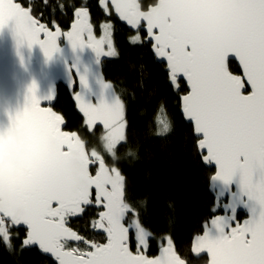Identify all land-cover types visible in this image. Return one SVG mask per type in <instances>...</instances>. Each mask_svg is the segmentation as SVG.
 Segmentation results:
<instances>
[{
	"label": "snow or ice",
	"instance_id": "snow-or-ice-1",
	"mask_svg": "<svg viewBox=\"0 0 264 264\" xmlns=\"http://www.w3.org/2000/svg\"><path fill=\"white\" fill-rule=\"evenodd\" d=\"M100 3L107 12V0ZM168 3L169 14L161 15L153 6L142 10L138 0H111L115 12L132 28L139 29L144 22L156 57L166 62L172 86L179 90L180 79L186 81V94L180 101L192 124L194 147L206 165L215 166L210 180L221 182L226 189L213 208V212L223 208L224 215L205 221L192 252H206L208 264H264V0ZM59 6L63 10L64 5ZM34 7L31 0H0V30L11 22L18 46L39 45L51 59L59 51L58 39L64 37L73 49L89 47L97 57L116 54L111 25H102L105 36L97 40L86 6L75 9L72 30L65 33L59 27L55 32L48 30L33 15ZM204 24L211 27L201 35ZM129 41L133 45L142 42L138 33ZM233 60L238 61L239 72L232 69ZM80 82L86 85L82 76ZM103 86L112 88L110 83ZM74 98L89 130L103 125L104 153L112 164L95 148L89 152L76 132L62 130L63 117L40 107L42 99L51 101L54 96L37 97L33 84L23 111L10 116L11 125L0 130V184L5 179L6 152L15 149L18 153L25 147L24 137L35 157L26 173L31 176L40 169V174L30 191L0 205V243L11 250L19 238L13 229L24 226L20 250L38 246L57 264H187L170 237L161 240L159 255H147L153 233L140 219L144 202H129L125 176L118 166L122 159H138V149L128 143L125 133V104L120 96L114 93L111 103L102 99L97 105L85 102L80 92ZM160 113L157 135L163 136L171 130V122L163 107ZM53 137L60 145L58 161L76 157L82 162L83 185L77 186L71 178L57 181L59 166L46 158ZM121 146L125 147L123 156ZM91 165H98L94 175ZM10 187L15 188L14 183ZM93 208L97 215L90 227L103 235V242L87 239L68 226L70 218L84 216ZM240 208L248 213L242 223L237 220ZM133 236L135 252L130 247ZM81 243L84 248L78 246Z\"/></svg>",
	"mask_w": 264,
	"mask_h": 264
},
{
	"label": "trees",
	"instance_id": "trees-1",
	"mask_svg": "<svg viewBox=\"0 0 264 264\" xmlns=\"http://www.w3.org/2000/svg\"><path fill=\"white\" fill-rule=\"evenodd\" d=\"M31 2L35 6L33 15L41 23L47 27H59L63 32L75 20V9L81 6L88 8L90 22L96 29L102 22H110L116 58L100 61L102 80L110 83L114 93L124 102L125 133L128 143L138 149V159H122L118 166L125 176L129 202H144L140 219L153 233L147 255L155 256L161 240L170 237L177 254L187 264H206L204 257L194 259L191 256L190 243L195 235L201 233L202 224L219 214L220 210L217 208L213 212L214 196L208 189L213 169L202 164L194 147L192 128L184 123L179 114V97L186 93L182 82L179 90L174 88L164 66L155 63L150 45L143 43L144 33L139 31L141 43L131 44L128 38L134 33L120 23L109 8L106 12L100 0H48L47 4L44 0ZM155 3L156 0H141V9L146 10ZM60 4L64 5L63 10ZM232 69L239 72L234 63ZM76 92H68L58 85L54 110L65 120L66 130L76 132L87 141V150L99 147L101 127L97 125L91 133L87 132L71 95ZM162 107L171 122V130L158 136L157 116L161 114ZM124 153L125 147L121 146V156ZM105 161L112 164L109 158ZM96 215L93 208L80 219L70 221L69 226L87 239L103 242V237L94 234L90 227V221ZM243 218L242 214L237 216L238 221ZM13 231L19 232V238L14 239L11 250L0 243V264H53L35 249L21 251L25 232ZM78 246L84 248L81 244ZM130 247L133 248V242Z\"/></svg>",
	"mask_w": 264,
	"mask_h": 264
},
{
	"label": "water",
	"instance_id": "water-1",
	"mask_svg": "<svg viewBox=\"0 0 264 264\" xmlns=\"http://www.w3.org/2000/svg\"><path fill=\"white\" fill-rule=\"evenodd\" d=\"M138 2L140 3L141 0H138ZM107 3L108 8L112 12L113 16L120 23L124 24L129 31H131L132 33H136L139 31L144 33L143 43L150 45V51L152 53L155 63L163 65L164 70L168 76L166 62L156 57L152 49L151 41L148 38L144 22H141L139 29L132 28L130 25L127 24L126 21L121 20L119 15L115 12V9L112 7L111 0H107ZM170 7L171 6L168 3V0H160V7L155 8V11L161 15H167L170 12ZM148 8L144 11H147ZM73 22L70 24L69 28L65 32L72 30ZM210 27L211 26L209 24H204L203 27L200 29L199 34L202 35L203 33H206L208 30H210ZM47 28L48 30L55 32L57 27ZM60 31L61 33H65L61 29ZM41 38L43 39V36H41ZM58 48L59 51L54 53L52 58L49 59L45 56L44 52L42 51L39 45H33L31 48H29L27 44L18 46L13 32V25L11 22L7 27L0 30V130H6L11 125V120L9 118L10 116H15L16 113L23 111L27 103V97L29 96V89L33 84H35L36 86L37 97L44 98L47 97L49 94H52L54 96V99L51 101L42 99L40 107L50 108L52 111L56 112L54 110V105L56 103L58 85L64 87L68 92L76 90L77 92L86 94L88 92L93 91L98 86L99 81L103 79L101 71V62L99 61L96 53L91 48L77 47L73 49L71 43L64 37L58 39ZM232 63H234L239 69L238 61L233 60ZM81 76L85 78L86 85L81 84ZM180 82H182L185 87V90H187L186 81L181 78ZM180 97L179 114L181 115L184 123L190 125L192 128L191 122L188 121L183 114ZM61 128L63 131L71 132L66 130L65 120L64 123L61 125ZM23 139L25 147L21 148L18 153L15 151V149H11L5 154L3 161L5 179L3 183L0 184V192H2L6 182L8 183V187L10 189L12 188L10 187V178L12 174L16 171L18 166H23V170L26 172L28 168L35 164V157H33L32 153L26 147L28 143L27 137H24ZM59 151L60 145L57 143L56 139L54 137L50 138L47 145V162L52 165H58L59 169H62L65 165L71 163L72 160L76 158L69 157L67 159L58 161L57 154L59 153ZM197 154L201 157L198 151ZM201 162L204 166H208L205 164L202 157ZM93 167H95L94 173H92L94 175L98 165H91L90 171ZM208 167L213 169L214 174L215 166L213 165ZM208 189L209 192L214 196V204H216L217 198L222 197L226 191L225 187L221 182L210 180V178L208 181ZM92 196L94 199V188L92 189ZM219 210L220 213L215 215H224V209L219 208ZM239 214H242L244 216V218L239 221L241 223L248 218V213L243 208L237 209V216ZM81 217L70 218L69 222L75 219H80ZM211 218H209L208 220H210ZM203 225L204 223L201 226V233L195 235L191 240L190 254L194 259L204 257L206 259V264H208L209 257L206 252H202L199 255H196L192 252V245L194 240L197 236L203 235ZM233 226H235V222L233 223ZM14 230H23L26 235V229L24 226L14 228ZM93 233L103 237V235L97 231L93 230ZM72 243L73 245H76L75 242ZM81 245L83 244L81 243ZM28 249H35L39 253V255L45 257L46 259H49L50 261H52L53 264H57V262L50 254L43 253L38 248V246H32ZM157 255H159V248L155 256Z\"/></svg>",
	"mask_w": 264,
	"mask_h": 264
},
{
	"label": "clouds",
	"instance_id": "clouds-1",
	"mask_svg": "<svg viewBox=\"0 0 264 264\" xmlns=\"http://www.w3.org/2000/svg\"><path fill=\"white\" fill-rule=\"evenodd\" d=\"M153 7L155 8L160 7V0H156V3L153 5ZM103 135H104L103 133L99 135L98 144L99 147L104 151L105 141L102 139ZM82 140L84 141L86 146L87 141L85 139ZM93 148L97 150L95 146ZM82 168H83L82 162L78 158H74L71 163L65 165L62 169L58 171L56 179L58 182H64L66 179L71 178L77 186H81L85 183V180L81 175ZM39 174H40V169H36L33 175L29 176L23 170V166H18L16 171L12 174L10 178L11 183H14L15 188L10 189L8 187V183L7 182L5 183L2 192H0V205L6 206L14 198H16V196L19 195L21 192L30 191L35 184V177L38 176Z\"/></svg>",
	"mask_w": 264,
	"mask_h": 264
},
{
	"label": "rangeland",
	"instance_id": "rangeland-1",
	"mask_svg": "<svg viewBox=\"0 0 264 264\" xmlns=\"http://www.w3.org/2000/svg\"><path fill=\"white\" fill-rule=\"evenodd\" d=\"M104 24H110V22H106V21L105 22H102L101 24H99L97 26L98 27L97 29L95 28V26H93V33H94V36H95V38L97 40H100L101 38H103L105 36V29L102 27V25H104ZM110 32H111V38H112V30L111 29H110ZM137 33L139 34V32H136L133 35H135ZM129 38H128V40H129ZM112 46H113V48L115 50V47H114V44H113V40H112ZM103 50L105 52H107L109 50L108 49L107 42H105V44L103 45ZM115 53H116V50H115ZM115 58H116V54L113 55V56H105V55H102L101 57H98L99 61L112 60V59H115ZM104 83H108V82L107 81L100 80L98 86L93 91L88 92L86 94H82L81 93L83 95V98H84L85 102H89V103H91L93 105H97L103 99L105 102L111 103L112 102V99H113L114 91H113L112 88H105L103 86ZM71 95H72V98L74 99L75 103H77V101L74 98L75 93H72ZM77 109H78V111L80 112V114L83 117V123H84V125L87 127V125L85 124V119L86 118L84 117L83 113L80 111V109L78 107V103H77ZM97 125L101 127V130H102V133H103L104 132L103 125L102 124H99V123ZM92 130H89L88 127H87V132L91 133ZM95 147L97 148V150L99 152H101V154L104 155L105 158L111 159L106 153H104L103 149H101L100 147H97V146H95ZM92 148L93 147H90L88 151L90 152ZM164 243H166V240L164 241ZM132 250H133V252L136 251L135 244H134V236H133V248H132Z\"/></svg>",
	"mask_w": 264,
	"mask_h": 264
},
{
	"label": "flooded vegetation",
	"instance_id": "flooded-vegetation-1",
	"mask_svg": "<svg viewBox=\"0 0 264 264\" xmlns=\"http://www.w3.org/2000/svg\"><path fill=\"white\" fill-rule=\"evenodd\" d=\"M86 149H87V146H86ZM94 170H95V167L91 169V172L94 173Z\"/></svg>",
	"mask_w": 264,
	"mask_h": 264
}]
</instances>
